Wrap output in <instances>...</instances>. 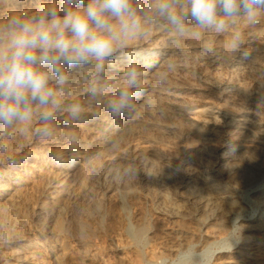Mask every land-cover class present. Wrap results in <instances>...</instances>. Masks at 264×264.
I'll use <instances>...</instances> for the list:
<instances>
[{
    "label": "rangeland",
    "instance_id": "374dc122",
    "mask_svg": "<svg viewBox=\"0 0 264 264\" xmlns=\"http://www.w3.org/2000/svg\"><path fill=\"white\" fill-rule=\"evenodd\" d=\"M33 6L34 0L16 5ZM244 32L247 42L232 58L226 55L227 36L205 34L200 40L176 41L155 34V29L149 39L139 40L141 47L132 50L142 54L140 66L154 73L155 66L166 57L178 54L177 44L193 54L210 44L213 54L204 59L194 55L170 75L166 84L153 80L145 108L131 118H116L108 112L111 119L89 133L91 127L85 123L84 113L76 120L82 128H59L58 122L72 121L66 112H60L51 121L53 135L49 139L36 134L40 121H34L27 130L0 129V199L6 195L12 199V204L0 206V264H25L27 254L44 264H179L185 250L193 246L234 251L241 238L242 221L256 218L261 211L252 189L264 190V175L250 174V163L255 159L244 150L258 130L264 129V104L259 108L264 102V77L258 75L264 70V22L255 28L245 26ZM246 50L256 57H243ZM119 54L122 61L113 68L122 73L128 65L124 54ZM108 68L113 69L111 65ZM175 97L181 102L169 108ZM74 99L83 109L84 103L90 102L84 92ZM133 122L135 132L125 134L115 148L95 151V141L100 142L104 134ZM59 129L77 141L59 139ZM205 133L210 136L200 138ZM235 142L243 150L231 152ZM217 148L226 152L224 158L215 153ZM85 153L83 169L75 179H62L60 184L52 181L66 160ZM191 174L211 181L217 191L230 196L235 211H225L220 220L217 206L213 210L210 205L203 212L200 204L214 201L216 194L201 184L184 182ZM133 175L136 180L127 189L110 190L113 181ZM251 178L256 179L255 184ZM62 188L67 198L60 213L39 214L37 208L52 207L53 193ZM83 193L87 196L79 199ZM169 206L185 214L173 218ZM206 222L211 230L218 224L225 226L224 233L209 244L198 242ZM234 227L239 231L231 241L232 249L223 251ZM179 228L193 239L180 242ZM130 230L140 231L141 238ZM175 244L177 254L168 255L166 248ZM255 250L264 258V247Z\"/></svg>",
    "mask_w": 264,
    "mask_h": 264
},
{
    "label": "clouds",
    "instance_id": "9594fccd",
    "mask_svg": "<svg viewBox=\"0 0 264 264\" xmlns=\"http://www.w3.org/2000/svg\"><path fill=\"white\" fill-rule=\"evenodd\" d=\"M18 2L23 0H0V129L27 130L40 121L41 139L53 135L57 113L81 117L83 106L74 99L80 92L103 103L113 117L134 115L145 95V70L142 54L129 48L161 25L176 41L227 36L226 55L232 58L247 42L244 27L264 22V0H34L33 7L17 8ZM176 51L156 69L157 83L166 84L194 55L213 54V47L206 44L193 54L177 44ZM118 53L128 66L116 81L104 74ZM258 75L264 77V70ZM238 231L231 230L223 251H231ZM216 254L193 246L179 264H213Z\"/></svg>",
    "mask_w": 264,
    "mask_h": 264
},
{
    "label": "bare ground",
    "instance_id": "6f19581e",
    "mask_svg": "<svg viewBox=\"0 0 264 264\" xmlns=\"http://www.w3.org/2000/svg\"><path fill=\"white\" fill-rule=\"evenodd\" d=\"M155 34H157V35L158 34H165L171 38H174L163 27V25L156 28ZM141 45H142V41H135V42H133L132 45H130L129 50L140 48ZM242 56L254 58V57H256V54L254 52L246 50V51L242 52ZM113 59L115 61L110 63L112 68L115 67L116 63H120L122 61V56L118 53L115 57H113ZM161 66L162 65L158 64L155 66V68L157 69ZM141 67L144 68V70H145V74H144V78H143L144 79V93H145V95L143 97L142 102L137 101V111L134 115H138L140 110L145 108V106L148 102L149 95L152 92V88H151L152 85L151 84L153 83V80L154 81L156 80L155 79V73L153 71H151L152 69H150L149 67H146V66H141ZM116 71L114 70V68L109 70V68L107 67L104 75L106 78L118 81V80H120L122 73L126 70H124L122 73H117ZM177 102H181V101H178V99H176V97H175L173 99V101L168 104V107L173 109V107H175L177 105ZM84 104L86 107V108H84V111H83V113L86 116L85 117L86 118L85 123L88 125L89 128L91 127V129L87 130V131H89V133H90V131H93L94 129L101 127L102 123L105 120L109 121L111 119L110 114L105 110L103 103L90 101V102H86ZM94 112H98V114H94ZM233 120H235V119L233 118ZM135 124L133 122L132 124L130 123V125L124 126L122 129H120L118 131H111L110 130L108 133L104 134L103 138L100 139V142H99V140L95 141V143H96L95 144V147H96L95 151L101 153L103 151L115 148L117 143L123 138V136L125 134H127V133L132 134L133 132H135V128L133 127ZM56 125H58L59 128H61L63 125L70 126L72 129L82 128L81 125L77 124L76 120H72V121L62 120V122L60 121ZM56 135L61 140H68L70 138V134H68L66 131L60 130V129L58 131H56ZM204 136H210V135H209V133H205L204 135L202 134L200 138H203ZM92 138H95V137H92ZM91 143H94V140L93 141L91 140ZM241 150H243V148L241 146L237 145V143L235 142V145H234L233 150L231 152L237 153L238 151H241ZM244 150H245V153H249L255 159V161H252L250 163L251 164L250 168H249L250 171L248 170L250 172V174L256 175V176L258 175L259 178L263 177V175H264V173H263L264 172V129L258 130L257 137L252 139L251 144L249 146L244 147ZM215 153L218 154L221 158L222 157L224 158L226 155V152H224V150L222 148L215 149ZM86 155H87L86 153L83 154V156L76 155L74 160H70V159L66 160L64 162V165L58 167L57 171L53 175L52 181L60 184L62 179L65 180L66 182H71L73 179H75L77 177L78 173L83 169L81 160H82V157H85ZM245 174H247V173L245 172ZM249 176L250 175H248V177ZM251 179H252V182L251 181H249V182L255 184L254 182L256 181V179L255 178H251ZM253 179H255L254 182H253ZM135 180H136V178L133 175L132 177H129L126 179L113 181L111 183V185L109 184L110 185L109 188H110V190H114L117 188L127 189L130 186V184H132ZM184 182H188V183L189 182H195L197 184H201L209 192H213L214 194H216L214 201L209 200V201L202 202V204H200L201 205L200 209L203 212H207V208L210 205L213 206L212 207L213 210L217 206L216 209L217 208L218 209H217L216 213H217L218 220L224 218V212L225 211L235 209L233 207L232 203L230 202V196L224 194L223 192L217 191L215 189L214 185L211 184V181H209L203 177H200V176H194V175L192 176V174H191V175L185 176ZM245 183H244V185H245ZM252 190H253L252 195L254 196V200L256 199V201L259 203V207L261 210L260 214L254 219L242 221V223L240 224V226H241V238L238 242H236V244H234L235 250L232 252H219V254H217V256H215L213 264H264V258L258 257L255 254V252H256L255 247H264V190L263 189L262 190L252 189ZM85 196H87V193L81 194L80 197H78V198L82 199ZM66 198H67V194H66L65 188H62L60 191L53 193V196H52L53 205H52V207H46L45 205H42V206L37 208V212H39V214L40 213H43V214L46 213V214H52V215L55 214L56 215V214L60 213V211L62 209V206H61L62 202H64L66 200ZM11 200H12L11 195L10 196L6 195L4 198L0 199V206L3 204L6 205V204L10 203ZM188 200L192 201L193 199H188ZM10 204H12V203H10ZM168 211L172 215L173 218H177L181 214L184 213L182 210H180L176 206H171V207L169 206ZM202 211H201V213H202ZM224 220H226V219H224ZM224 229H225L224 224H218L214 230H211L208 223L206 222L204 225V235L198 238V242L203 243V244H209V243H211V241H213L216 238V236L218 234L221 235L220 233H224L223 232ZM130 233L133 236H135L136 238H141L140 237L141 236L140 231L135 232L133 230H130ZM178 233H179L180 237L182 238V239H180V242L182 241V242H185V244H186V242H188L189 239L190 240L193 239L192 234L184 231L181 228L178 229ZM177 251L178 250H177L176 244L173 245L172 247L166 248V252L170 256L176 255ZM3 259H4V256H2L1 261H3ZM25 264H44V263L40 262L35 255H33V254L28 255L27 254Z\"/></svg>",
    "mask_w": 264,
    "mask_h": 264
}]
</instances>
